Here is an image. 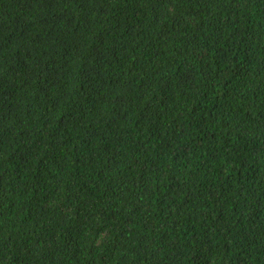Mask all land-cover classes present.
I'll return each instance as SVG.
<instances>
[{"label": "trees", "instance_id": "obj_1", "mask_svg": "<svg viewBox=\"0 0 264 264\" xmlns=\"http://www.w3.org/2000/svg\"><path fill=\"white\" fill-rule=\"evenodd\" d=\"M0 264H264V0H0Z\"/></svg>", "mask_w": 264, "mask_h": 264}]
</instances>
